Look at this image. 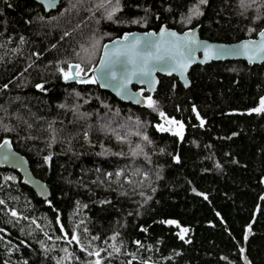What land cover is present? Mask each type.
<instances>
[{
	"label": "trees",
	"instance_id": "trees-1",
	"mask_svg": "<svg viewBox=\"0 0 264 264\" xmlns=\"http://www.w3.org/2000/svg\"><path fill=\"white\" fill-rule=\"evenodd\" d=\"M59 2L47 14L33 0H0V143L51 193L39 199L0 167V264H243L241 249L264 264V111H252L264 63L196 65L186 88L159 76L145 94L154 108L66 84L60 71L74 63L86 75L105 42L162 25L199 26L213 42L254 38L264 0ZM161 112L183 123L181 141L157 131Z\"/></svg>",
	"mask_w": 264,
	"mask_h": 264
},
{
	"label": "water",
	"instance_id": "water-1",
	"mask_svg": "<svg viewBox=\"0 0 264 264\" xmlns=\"http://www.w3.org/2000/svg\"><path fill=\"white\" fill-rule=\"evenodd\" d=\"M33 1L39 4L40 6H42L45 13L47 14L51 12H55L60 5L59 0H33ZM50 4L52 6H49ZM162 29H164L165 33H175V36L165 35V37L161 39ZM261 31H264V28L261 29L254 38L242 39L240 41L233 43L213 42L206 39H202L199 35V26L186 29L182 32L169 28L166 25H162L158 30L124 32L121 36L116 37L110 41H107L102 45L100 57L94 68L91 70V72H89L86 75H81L79 78L70 79V80H65L62 76V81L66 84L76 83V82L80 83L81 80H90L93 77H95L97 80L96 84L99 86V88L102 91L111 93L120 102L131 104L133 106H137L140 108H144L147 105V99H148L145 94L154 95L157 92L160 83L159 76H164V77L175 76L178 79V81L181 83V85L184 88H186L191 85V81L188 77L189 71L191 70V68H193L196 65L203 66L210 64L212 62H225V61H238V60L245 61L247 64L250 65L263 64L264 53L260 54L259 57H256L254 59V62H249L247 56L233 54L231 51L233 49H238L239 46L242 44V42L245 41L258 42L260 40L259 33ZM185 33H190L191 37L194 38V40L197 42L199 47L194 53V62L191 63L187 68V70L183 73V75H181L179 71H172L171 65L175 63L176 58L181 57L182 53L184 55H187L188 52L187 49L177 50L173 46V42H175L177 38H179L180 44H186L188 42V38L185 37ZM126 35L128 37L127 40L124 39ZM137 37L141 38L142 40L153 41L160 44L161 48L159 54L164 55L165 60L164 61L150 60V67L153 69L151 76L146 78H142L139 75L131 76V82L128 83L126 85V89L122 91L117 86L116 82L105 80L101 76V69L104 68V66L101 65L100 61L101 58L105 56L106 52L114 53V50L116 49H121L123 51V46L131 43ZM204 45H211L216 50H225V51L223 54L219 55L218 57L214 56L212 59L208 60L207 62H204V50H203ZM139 51H141L142 53H145L146 51H151L154 55L156 54L154 48L148 50L139 49ZM249 54L251 55V53ZM127 58L128 57L126 55H121L119 57L120 62L111 66V70L117 73L118 80L126 76L134 67L131 64L124 63V61H126ZM71 65H76V64L72 63ZM104 70L108 71V69H104ZM73 71H75V69H73ZM169 72H171V74H169ZM133 86L138 87V89H133ZM262 98H264V95L260 98L259 100L260 102ZM260 106H261L260 104L257 105L255 109ZM173 119L177 122L176 124L168 123V121ZM179 124H183V123L181 121L176 120L175 118L168 117L166 114H164V117H161L159 115V123L156 125V129L158 132H165L170 135L176 136V134L174 133L179 131ZM158 126L171 128L172 131H160ZM183 133L182 135L178 136L180 141L183 138ZM5 141L8 140H4L0 143V167L13 169L17 171L20 174L22 178V183L24 185L31 188L39 199L43 201H48L51 195L48 185L33 174L28 159L25 156H23L21 153L16 151L13 148L10 141H8L7 144H5ZM48 160L49 159L46 160L47 165H48ZM1 231L5 234H8L3 230ZM249 235H250V227L247 229L245 238L247 239ZM242 262L243 264H251V262L249 261L246 255L245 249H243L242 252Z\"/></svg>",
	"mask_w": 264,
	"mask_h": 264
},
{
	"label": "snow or ice",
	"instance_id": "snow-or-ice-1",
	"mask_svg": "<svg viewBox=\"0 0 264 264\" xmlns=\"http://www.w3.org/2000/svg\"><path fill=\"white\" fill-rule=\"evenodd\" d=\"M117 3H118V0H117ZM206 3H207V0H199V4H206ZM49 6H52V5L50 4ZM115 10H118V9H115ZM192 12H193V15H197V16L202 15L198 7L193 9ZM112 17H113V13L109 12L107 18L111 20ZM188 19L190 21L191 17H189ZM165 35L175 36V33H165L164 29H162L161 39H163ZM185 37L188 38V42L186 44H180L179 38H177V40L173 42V46L177 50L187 49V52H188L187 55H184L182 53L181 57L176 58L175 63L171 65V70L179 71L181 75H183V73L187 70L189 65L194 62V53L199 47V45L194 40V38L191 37L190 33H185ZM259 37H260V40L258 42L256 41L242 42V44L239 46L238 49L231 50L232 53L247 56L249 59V62H254V59L256 57H259L260 54L264 53V31H261L259 33ZM124 39L125 40L128 39L127 35L124 37ZM153 48L155 49V52H156L155 55L151 51H146L145 53H142L141 51H139V49L148 50V49H153ZM160 48H161L160 44L156 42L142 40L141 38L137 37L131 43L124 45L123 51L121 49H116L114 50V53H108V52L105 53V56L102 57L100 61L101 65L104 66V68L101 69V76L105 80L116 82L117 86L123 91L126 89V85L131 82V76L139 75L142 78L151 76L153 69L150 67V60H156V61L165 60V56L159 54ZM203 50H204V62H207L208 60L212 59L214 56L218 57L219 55L223 54L225 51V50H216L211 45H204ZM249 53H251V55ZM121 55H126L128 57L127 60L124 61V63L131 64L134 67L126 76L118 80L117 73L111 70V66L120 62L119 57ZM73 69H75V71H73ZM104 69H108V71H105ZM60 71L63 73V78L65 80L76 79V78H79L82 74H85V69H83L80 64H76V65L69 64L67 71H64V69H60ZM169 74H171V72H169ZM80 82L96 83L97 80L95 77H93L90 80H81ZM37 87L42 88L43 86L37 85ZM260 105H261L260 107L253 109L252 111H255V112L264 111V98L261 99ZM147 106L149 108L155 107V102L152 100L151 97H148L147 99ZM160 116L164 117V113L161 112ZM197 116H199L198 113H197ZM168 123L176 124L177 122L173 119V120L168 121ZM201 124H203V121H201ZM158 127L160 131H172L171 128H165L163 126H158ZM179 129L180 131H177L174 134L182 135L183 124H179ZM145 139L147 138L145 137ZM7 143L8 141H5V144ZM45 159L47 160L50 158L46 157ZM0 203H3V201H0ZM12 215L15 216L16 213L12 212ZM166 223L176 224L177 222L173 220H169ZM187 231L188 229H181V233H186ZM72 239L77 240L78 242V237L73 236ZM181 239H183V235H181ZM241 252H243V249H241ZM89 254L91 255L92 253H89ZM95 255L99 256V253L97 252L95 253ZM96 264H100L99 260L96 261Z\"/></svg>",
	"mask_w": 264,
	"mask_h": 264
},
{
	"label": "rangeland",
	"instance_id": "rangeland-1",
	"mask_svg": "<svg viewBox=\"0 0 264 264\" xmlns=\"http://www.w3.org/2000/svg\"><path fill=\"white\" fill-rule=\"evenodd\" d=\"M82 75H85V74H82ZM181 229H184V228H182V227L179 228V234L185 236L187 232L186 233H181Z\"/></svg>",
	"mask_w": 264,
	"mask_h": 264
},
{
	"label": "flooded vegetation",
	"instance_id": "flooded-vegetation-1",
	"mask_svg": "<svg viewBox=\"0 0 264 264\" xmlns=\"http://www.w3.org/2000/svg\"><path fill=\"white\" fill-rule=\"evenodd\" d=\"M133 89H138V87H135V88H133ZM148 98V97H147ZM179 131H180V129H179ZM184 132V126H183V129H182V133ZM177 137L179 136V135H176Z\"/></svg>",
	"mask_w": 264,
	"mask_h": 264
}]
</instances>
